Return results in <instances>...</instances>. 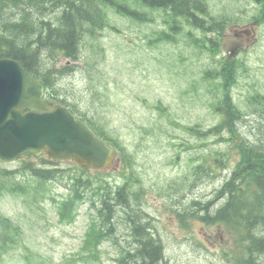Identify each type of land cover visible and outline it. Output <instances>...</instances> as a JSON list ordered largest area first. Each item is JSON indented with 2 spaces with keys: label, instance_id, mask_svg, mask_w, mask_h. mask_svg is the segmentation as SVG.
Masks as SVG:
<instances>
[{
  "label": "rangeland",
  "instance_id": "rangeland-1",
  "mask_svg": "<svg viewBox=\"0 0 264 264\" xmlns=\"http://www.w3.org/2000/svg\"><path fill=\"white\" fill-rule=\"evenodd\" d=\"M207 2L214 14L232 18L229 20L232 24L224 30L222 54L216 58L238 55L241 59L244 56L248 66V71L239 75L242 77L235 90L234 98L240 102L238 99L249 91L264 89V26L257 27L248 35L243 33V30L251 29L249 19L254 12L253 4L247 0ZM109 19L115 30H104L98 48V43L95 44L98 40L83 44L82 60L75 63L72 75L58 81L59 88L74 98L81 111L90 113L97 110L101 121L127 144L136 160L135 170L151 190L148 198L150 212L161 213L156 206L167 199L160 190L162 187L174 195L173 202H181V205L194 197L210 198L221 180L212 181L204 177L197 181L192 177L190 186L184 187L179 183L173 186V180L181 182L190 171V158L206 154L208 150L222 151L223 147L209 143V140L200 145L203 140L187 136L174 123L161 117L153 105L161 101L181 126L198 124L207 127L214 124L217 117L207 105L212 93L202 85L200 71L214 66L215 59L209 52V57L204 52L200 53L190 42L187 32L191 31L194 37H199L200 33L188 27L184 26L175 36V42L151 46L148 41L155 38V33L166 29L160 18L154 23L137 24L111 12ZM85 63L93 65L86 66ZM41 65L44 67V63ZM185 141H188L187 146L191 145L186 150L183 146ZM177 154L179 158L174 162ZM18 167L20 163L0 166V170ZM59 168L73 170L70 163L60 164ZM225 172H222L223 176ZM23 174L0 177V184L12 190L0 193V214L10 219L20 231L19 245L1 255L0 264L67 262L79 251L86 224L95 215L90 197L95 194L96 198L98 192H104L101 187L98 189L103 177L88 176L94 186L86 190L87 197L78 205L77 217L72 223H67L68 220L60 223L56 203L66 196L68 189L61 185V181L48 182L43 186L30 174ZM107 179L110 183L120 180L116 174ZM17 187L23 191L17 192ZM116 222L117 236L124 235L127 228L123 220L118 217ZM163 226L161 224L160 235L168 264H223L221 251H228L233 243L223 235L215 241L213 231L194 227L197 237L204 240L208 248L198 249L188 232L183 231L185 240L182 234H173L169 227L163 230ZM100 250V264H114L112 258L116 246L108 240Z\"/></svg>",
  "mask_w": 264,
  "mask_h": 264
},
{
  "label": "trees",
  "instance_id": "trees-1",
  "mask_svg": "<svg viewBox=\"0 0 264 264\" xmlns=\"http://www.w3.org/2000/svg\"><path fill=\"white\" fill-rule=\"evenodd\" d=\"M253 1L259 6V13L255 17V21L258 24H263L264 0ZM0 2L22 5L25 8L21 11L18 6V11L21 13L18 15L17 20L20 23L10 25V39L4 37V34L0 35V46L7 45L8 56L21 61L28 70L35 68L38 65L39 58H42L44 54H52L56 50L75 59L78 55L82 37L87 33L94 34L96 28H101L104 25L103 8L107 7H114L120 14L131 16L137 21L152 20L146 13L135 9L137 3L150 10H159L165 13L167 19L165 23L170 24L171 30L179 29V20L182 19L186 25L199 30L203 34L215 32L218 39L222 35L223 23L208 12L203 0H0ZM2 8L3 5L0 3V9ZM53 11H59L57 13L58 23L51 28L49 24L43 21L42 15L45 12L50 13ZM0 28L4 29L6 25L2 22ZM35 33L36 47L32 48L31 38L33 39ZM168 38V34L160 36V40ZM208 42L210 46L207 48L203 44L202 48L208 49L212 54L217 53L218 42L211 40H208ZM214 44L215 46H213ZM37 46L40 47L39 52ZM219 66L218 69L202 74V79L217 92L209 102V109L221 116L217 126L210 129V132L214 133V130H216V134H218L221 131L228 130L232 136L239 138L238 143L234 144L233 148L239 154L240 160L229 179L215 192L214 200L223 199V203L214 210L211 216L209 212L214 200L206 202L199 208L203 210L206 216L203 219L206 224L222 226L228 234L234 236V243L238 249L236 247V251L232 255V264H264V238H258L254 235V230L264 227V99L256 98V93L247 97L250 110L256 115L261 113L259 120L263 122L255 128L254 142L248 143L239 134L240 128H237L236 124L247 112L240 110L231 101L232 90L238 82L237 69L242 66V63L235 60L234 66H232L229 58L223 57ZM66 71H69V69L60 68L55 70L52 67L48 71H43L41 66V71L39 70L37 75L43 76L41 78L42 82L48 88V92L53 93L56 80L62 77ZM212 72L215 73L213 79L209 76ZM155 108L166 115L167 111L160 103ZM71 109L73 112L76 111L73 106ZM246 123V120L240 122V127L248 129L250 122ZM91 127L99 136L111 142L116 148L117 145L120 147L118 150L123 155L122 161L127 168L126 170L129 171V176H132L134 181L138 182L132 170V157L119 144L115 143L114 136H111L106 129L107 125L98 122L96 126L91 125ZM81 171L84 172V169H81ZM33 173L41 180L61 177L59 172L42 170L33 171ZM68 177L73 182L75 197L82 198L79 193L82 190L81 185L86 186L88 180H83V176L80 175H68ZM128 177L125 178L122 185L115 187L113 190L108 184L104 186L105 193L99 198L100 206L96 211L97 218L88 223L81 253L76 257L84 264H98L97 261L100 259L99 250L97 249L98 241L111 235L113 229L112 220L115 210L110 201L127 199L130 193ZM8 190L12 191L11 189ZM16 191L22 192L23 189L17 187ZM112 194L113 196H111ZM191 203L196 213L185 211V214L189 217L198 216V202L193 201ZM123 210L126 215L124 223L128 225V228L132 226L131 237L136 246L132 249H126L125 247L119 252L115 258L116 264H161V241L159 238H152L145 230L148 227V222H143L145 215L141 212L140 205L137 203L132 208L130 204H126ZM71 213L72 208L69 204L62 203L59 206L60 221L71 220L73 215L68 216ZM0 222L5 228H9L8 221L2 216H0Z\"/></svg>",
  "mask_w": 264,
  "mask_h": 264
},
{
  "label": "water",
  "instance_id": "water-1",
  "mask_svg": "<svg viewBox=\"0 0 264 264\" xmlns=\"http://www.w3.org/2000/svg\"><path fill=\"white\" fill-rule=\"evenodd\" d=\"M23 90L35 99L33 110L27 117L21 118V128L26 126L19 133L16 143L8 138V134L0 136V160L11 159L24 151L38 154L45 150L52 158H71L85 167L107 168L111 165L113 151L86 125L75 120L65 108L55 106L47 110L46 102L41 106L39 97L42 87L39 83L28 79ZM42 107L43 112L40 114ZM5 120L6 116L2 118V124Z\"/></svg>",
  "mask_w": 264,
  "mask_h": 264
},
{
  "label": "bare ground",
  "instance_id": "bare-ground-1",
  "mask_svg": "<svg viewBox=\"0 0 264 264\" xmlns=\"http://www.w3.org/2000/svg\"><path fill=\"white\" fill-rule=\"evenodd\" d=\"M26 45V44H25Z\"/></svg>",
  "mask_w": 264,
  "mask_h": 264
}]
</instances>
